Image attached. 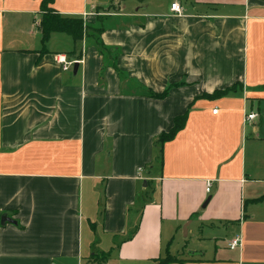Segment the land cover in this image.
Listing matches in <instances>:
<instances>
[{
	"label": "crops",
	"instance_id": "0c3cea01",
	"mask_svg": "<svg viewBox=\"0 0 264 264\" xmlns=\"http://www.w3.org/2000/svg\"><path fill=\"white\" fill-rule=\"evenodd\" d=\"M41 1L0 0V215L18 222L0 225V264H264V0H54L103 19L104 56L89 30L42 44ZM216 225L235 231L225 248L173 249Z\"/></svg>",
	"mask_w": 264,
	"mask_h": 264
},
{
	"label": "trees",
	"instance_id": "16d2710c",
	"mask_svg": "<svg viewBox=\"0 0 264 264\" xmlns=\"http://www.w3.org/2000/svg\"><path fill=\"white\" fill-rule=\"evenodd\" d=\"M54 0H42L40 5V11H41V19L39 23V30H40V40L41 43L44 44L45 41L49 38L50 34L52 32H63L71 36L73 41L81 40L83 39L84 35H86V31L89 30L91 32V36L94 38V44L97 46L98 51L102 56L105 55V51H109L110 48L106 47L103 42L101 41V34L103 32V26H102V18H98V22L96 26L94 27H88L84 24L83 20L78 17H63L61 16L57 11H55L51 4ZM94 34V35H93ZM184 84V82L179 83H173L169 84L163 91L161 92H155L151 90L150 88H146L145 92L146 94L151 98L156 99H162L165 98L168 94V91L171 87L179 86ZM237 84H234L230 87H226L224 89L215 90L210 94H203L202 96L207 99H215L219 98L221 96L226 95L227 93L233 91L236 88ZM188 109L181 115H177L173 119V124L167 131H162L157 139H156V145L159 146V159L158 164H161L160 156H161V148L162 145L172 140L176 134L185 126L187 116H188ZM264 199V195H262L259 198L254 199V201H260ZM3 214H7L9 217H11L10 212H4ZM0 215V216H1ZM14 225H18V222L14 220ZM166 255L163 258H159L157 264H167L170 262L175 261L168 251L165 253ZM109 253L102 252L99 256L101 260H105ZM95 256V255H94Z\"/></svg>",
	"mask_w": 264,
	"mask_h": 264
},
{
	"label": "rangeland",
	"instance_id": "374dc122",
	"mask_svg": "<svg viewBox=\"0 0 264 264\" xmlns=\"http://www.w3.org/2000/svg\"><path fill=\"white\" fill-rule=\"evenodd\" d=\"M87 33H89V32H87ZM90 34H91V32H90ZM217 228L221 229V230H217ZM213 230H214L213 233L216 235L217 240L211 238V239L201 241V239H198L194 234H191L188 237H184V235L182 233V238L178 237V240H176L175 243L173 244V249L175 250V248H180V245L182 243V245L187 246L188 249L191 247H199L203 250H207L208 255H211V253L213 252V249H214V245L220 246L221 248H225L224 240H227L233 234H235V231L233 228H230V230L227 231V229H225V227L222 225L221 226L216 225V227ZM209 252H211V253H209ZM197 254H199V253H197ZM94 261L97 264H100V261H101L100 256H97L94 259Z\"/></svg>",
	"mask_w": 264,
	"mask_h": 264
},
{
	"label": "built area",
	"instance_id": "2783aa9c",
	"mask_svg": "<svg viewBox=\"0 0 264 264\" xmlns=\"http://www.w3.org/2000/svg\"><path fill=\"white\" fill-rule=\"evenodd\" d=\"M170 9H171L172 12H174V13H176L178 15H181V13H182V7L180 6V4L177 1L171 3ZM58 61L62 65V69L63 70H69L70 68L73 67L74 63H78L79 64L81 62V59L80 58L79 59L75 58V59L68 60L65 55H59L58 56ZM216 112H217V108L215 107L214 109H212V113L215 114ZM256 116H257L256 113L251 112L249 114H246L245 120L246 121H251L254 118H256ZM141 172H142V169L139 168L138 169V175H140ZM210 187H211V182L208 181L206 183V188H205L206 192L210 191ZM240 245H241L240 237L239 236H235L230 241H228L227 248L230 249V250H234V249L240 247Z\"/></svg>",
	"mask_w": 264,
	"mask_h": 264
},
{
	"label": "water",
	"instance_id": "95a60500",
	"mask_svg": "<svg viewBox=\"0 0 264 264\" xmlns=\"http://www.w3.org/2000/svg\"><path fill=\"white\" fill-rule=\"evenodd\" d=\"M77 68H78V63H74L73 72H76ZM208 201H209V198L206 199V201L204 202L203 206H205ZM6 223L14 224L15 221L11 217H9L7 214H3V215L0 216V225L3 226Z\"/></svg>",
	"mask_w": 264,
	"mask_h": 264
}]
</instances>
